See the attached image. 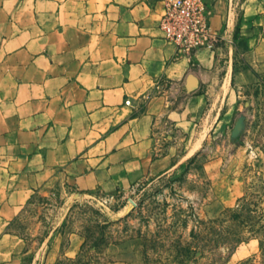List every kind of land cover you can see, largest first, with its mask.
Returning <instances> with one entry per match:
<instances>
[{"label": "crops", "instance_id": "obj_1", "mask_svg": "<svg viewBox=\"0 0 264 264\" xmlns=\"http://www.w3.org/2000/svg\"><path fill=\"white\" fill-rule=\"evenodd\" d=\"M220 41L180 54L164 0H0V264H57L59 202L118 198L229 128L264 83V0H205Z\"/></svg>", "mask_w": 264, "mask_h": 264}, {"label": "rangeland", "instance_id": "obj_2", "mask_svg": "<svg viewBox=\"0 0 264 264\" xmlns=\"http://www.w3.org/2000/svg\"><path fill=\"white\" fill-rule=\"evenodd\" d=\"M229 128H205L197 153L118 198L59 202L81 233L57 264H264V83L239 90Z\"/></svg>", "mask_w": 264, "mask_h": 264}, {"label": "built area", "instance_id": "obj_3", "mask_svg": "<svg viewBox=\"0 0 264 264\" xmlns=\"http://www.w3.org/2000/svg\"><path fill=\"white\" fill-rule=\"evenodd\" d=\"M159 27L180 54L192 56L201 48L214 49L220 37L212 30V11L205 0H164Z\"/></svg>", "mask_w": 264, "mask_h": 264}]
</instances>
